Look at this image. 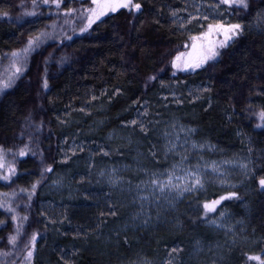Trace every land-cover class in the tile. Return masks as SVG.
<instances>
[{
    "label": "trees",
    "instance_id": "16d2710c",
    "mask_svg": "<svg viewBox=\"0 0 264 264\" xmlns=\"http://www.w3.org/2000/svg\"><path fill=\"white\" fill-rule=\"evenodd\" d=\"M189 1L216 0H133L139 10L120 8L42 45L1 92L0 153L11 171L0 182V264H264V0L232 7L241 28L214 60L175 72L196 34L181 21ZM68 6L0 0V67ZM162 85L179 97L157 99ZM145 106L193 126L211 159L238 157L244 169L231 187L208 181L152 227L124 230L127 185L105 187L97 173L136 156L141 169L153 164L151 125L137 119ZM55 178L61 191L46 195ZM221 213L230 233L204 227Z\"/></svg>",
    "mask_w": 264,
    "mask_h": 264
},
{
    "label": "rangeland",
    "instance_id": "374dc122",
    "mask_svg": "<svg viewBox=\"0 0 264 264\" xmlns=\"http://www.w3.org/2000/svg\"><path fill=\"white\" fill-rule=\"evenodd\" d=\"M74 1L84 3L82 8L78 10L69 8ZM87 2H89L88 6H86ZM119 2L122 0H95V2L94 0H68L69 9L61 11L56 21L51 23L46 30L40 31L38 35L30 39L29 41H32L31 46L28 41L24 48L14 52L18 54L16 57H13L12 53L5 58L0 67V94L8 89L23 73L28 59L34 51L46 43L60 41L71 32L78 34L85 31L84 29L87 30L90 27V19L93 21L92 25L104 16L115 12L106 8V4ZM244 4H246L245 0ZM53 5L58 8L59 3L55 2ZM232 7L245 8L243 4L238 3V0L231 7L222 3V0L189 1L186 3L181 21L191 25V29L196 34L192 36L186 51L178 56L180 59L177 60L176 58L173 62L177 65V67H173L175 72H192L217 57L222 48L219 45L224 41L222 29L235 24ZM129 8L132 6L130 5ZM101 12L104 14L96 19V16ZM216 25H221L222 28L217 29L215 28ZM229 35L231 34L229 33ZM234 37L228 40L227 44ZM29 47L32 50L25 52L24 50ZM209 49L214 50L217 55L200 63L204 56L209 55ZM198 63L200 66L194 67ZM17 69L20 71L18 72ZM6 83L10 84L7 88L4 87ZM162 86L163 97L157 95V99L175 100L179 97L174 86ZM158 112L157 110L152 112L149 106H145L137 117L140 122L144 123H141L142 127L143 125L147 127L151 125V128H148L153 132L154 142L157 145L151 153L154 160L153 164L150 167L147 166L148 168L142 167L143 169H141L138 167L136 156L132 158L131 165L117 161L116 164H110L97 173V179L105 187L116 186L117 184L127 185V187L120 189L128 195V205L131 207L126 218L127 225L123 227L124 230L152 227V223L158 222L161 212L170 209L185 195L198 190L208 181L212 184L215 183L220 188L231 187L236 181V175L242 174L244 169V163L238 157L211 159L210 155L213 148L196 139L197 131L193 126L184 124L177 117H163ZM116 138L126 141V138L121 135H116ZM4 159V155L0 153V182L7 180L11 171ZM130 170H135V173L137 172L139 175L132 181H126L123 175ZM62 181V178H55L45 187V194H59L61 191L59 183ZM211 208L213 210H210V213H213L215 208L212 206ZM203 225L209 231H220L221 229L228 233L232 227L231 220L224 213L210 217ZM212 249L216 251V248L212 247ZM192 250L191 257L196 252L194 248ZM134 264H146V262L140 261Z\"/></svg>",
    "mask_w": 264,
    "mask_h": 264
},
{
    "label": "snow or ice",
    "instance_id": "6c2138e0",
    "mask_svg": "<svg viewBox=\"0 0 264 264\" xmlns=\"http://www.w3.org/2000/svg\"><path fill=\"white\" fill-rule=\"evenodd\" d=\"M95 2V0H94ZM234 2H237V0H222V3H225V4H228L230 7L232 6V4ZM45 3H47V0H45ZM238 3L239 4H243L244 7H246V4H244V0H238ZM130 5L132 7H134L136 10H139L141 8V5L139 3H135L134 5L132 4V0H122V2H119V3H114V4H106L105 7L106 8H110L111 11H116L118 8H129ZM59 6V5H57ZM104 12H101L99 15L96 16V19H99V16L100 15H103ZM93 21L90 19L89 21V26H91V23ZM215 28L217 29H221L222 26L221 25H216ZM241 28V25L240 24H233V25H230L229 27H224L222 30H223V33H224V41L220 43V47H224L226 44H227V41L230 40L232 37L236 36L238 31L240 30ZM86 30V29H84ZM229 33L231 35H229ZM29 45L31 46L32 45V41H29ZM32 49L31 47L25 49L24 51L25 52H30ZM13 57H16L18 54L17 53H13L12 54ZM217 53L212 50V49H209V55H206L204 56L203 60L200 62V63H203L204 61L208 60V59H211L212 57L216 56ZM180 57H177V60H179ZM200 63L196 64L194 67H199L200 66ZM191 66V65H190ZM173 67H177V65L175 63H173ZM17 71L19 72L20 70L17 69ZM10 84L6 83L4 85L5 88L9 87ZM45 87H47V82L45 81ZM261 118L264 119V113H261ZM21 155H23V153H21ZM155 183V182H154ZM260 184H261V187L262 189H264V179H262L260 181ZM216 203H219V201H216ZM205 208L208 209V210H213L209 205H205ZM33 240H35V237H33ZM29 255H31V253H29ZM250 260H257L259 261V257H249Z\"/></svg>",
    "mask_w": 264,
    "mask_h": 264
}]
</instances>
